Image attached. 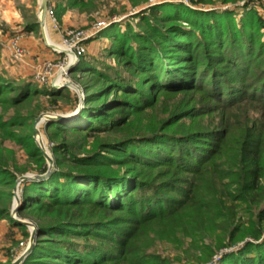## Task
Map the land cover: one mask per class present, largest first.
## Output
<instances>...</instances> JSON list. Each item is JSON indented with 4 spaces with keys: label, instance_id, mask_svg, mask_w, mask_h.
Returning a JSON list of instances; mask_svg holds the SVG:
<instances>
[{
    "label": "trees",
    "instance_id": "16d2710c",
    "mask_svg": "<svg viewBox=\"0 0 264 264\" xmlns=\"http://www.w3.org/2000/svg\"><path fill=\"white\" fill-rule=\"evenodd\" d=\"M93 3L60 1L58 18ZM168 5L99 34L114 63L82 58L72 69L84 74L79 113L47 121L53 170L23 181L18 214L36 226L26 264H174L137 246L151 233L215 234L201 237L196 264H264V18L253 8L236 19L231 9ZM67 89L0 72V201L30 167L49 171L35 135L40 97L54 106ZM217 112L215 125L199 126ZM7 140L32 166L11 162ZM0 218L30 235L10 206Z\"/></svg>",
    "mask_w": 264,
    "mask_h": 264
},
{
    "label": "rangeland",
    "instance_id": "374dc122",
    "mask_svg": "<svg viewBox=\"0 0 264 264\" xmlns=\"http://www.w3.org/2000/svg\"><path fill=\"white\" fill-rule=\"evenodd\" d=\"M41 1L42 0H0V72L2 74L9 75L16 80L31 79L40 87L45 88H49L50 86L41 84L36 79V70L38 69V66L42 63L44 64V62L46 63L51 61V63L55 64L59 61V54L54 52L53 48L48 45L47 42L49 41L57 47L62 48L61 43L65 32L64 30L66 29H82L87 32L96 31L94 36L85 42V52L77 61L75 65L77 66L82 58L88 60L91 58H100L107 61H110L112 58L111 62L114 63V57H110V55L107 56L108 53L106 51L111 46V41L107 38L98 37L99 34L104 29L117 22H122V20H131L132 17L136 16V14L140 11L156 4L169 3L170 5L167 7V12L173 11L175 8L174 4H186L197 10L231 9L235 10L236 19H240L246 11L248 12L253 8L264 18V0H188L187 3L173 0H93L94 3L89 5L86 10H81L79 7H68L60 18H58L57 15V6L60 1L64 0H49L52 2L55 11L57 12L56 15L59 20V28H57L52 21L46 20L45 31V27L43 28L41 25V18L39 15ZM248 1L250 2L249 6H246ZM35 21L40 23L38 28L33 31L28 30V24H32ZM132 21L137 22L139 21V18L137 17L136 19H132ZM99 22H105L107 25L97 30L96 27ZM262 32L264 34V29ZM17 37L20 39L21 43L31 51L32 54L27 58L25 63L23 61L16 60L11 56L10 41L12 38ZM38 47L39 51H37L39 54L35 55L33 50L35 51ZM42 50H46L48 53H43ZM29 64H33L30 70L27 69L29 75L23 77L22 75H24L26 71L20 74V70H22L25 65L28 66ZM83 77L84 74L82 72L78 73L77 71H72L68 79L81 87V82H84ZM66 88L68 89L64 93L67 97L59 100L54 106L49 103L48 100L50 99L47 97H40L41 103L42 101L44 102V108L39 116L44 114H64L74 118L78 115V108L81 105L79 90L75 84L72 88ZM34 104L35 103L32 104V107ZM220 114V112H217L214 115L207 117L204 121L199 123V126H202L203 124L208 127L215 125L213 121H219L221 118ZM250 115L254 117L260 116L259 108L255 107V110H251ZM46 124L47 121L44 122V120L40 124V142L38 141L37 136L36 140L38 144L43 147V149L51 154L49 140L45 131ZM5 145L12 151L9 156L12 163L15 162L22 167L29 165L32 166L24 150L17 144L7 140ZM6 153L8 152L6 151ZM33 168V166L30 167L28 172L23 175H42ZM23 186V181H21L18 185V190L15 189V195L13 197L5 195V198L0 201V206H10L13 218H19L23 221L33 223L34 220L31 217L27 215L20 216L18 214L19 207L22 204ZM17 194L21 196L20 201L17 198ZM17 206L18 210L15 212ZM244 208L245 207L238 208V215L240 217L247 215L245 214L246 209ZM26 225L28 227L27 231L30 234L29 236H25L23 229L14 225L10 222V220L0 218L1 259L5 260L8 256H12L14 259L13 263H15L22 256L23 251H25L29 241H31V233L33 229L31 224ZM204 236H206L205 241L209 242L215 237V234H203L201 237ZM201 237H183L179 234L176 239L168 240L164 238L161 239L158 235L151 233L150 235L143 237L137 246L146 251H156L163 256L169 257L174 264H196L198 262L197 259L201 254L199 246L203 244ZM22 242L25 244L22 245ZM216 260H218L217 256ZM21 264L26 263L24 261Z\"/></svg>",
    "mask_w": 264,
    "mask_h": 264
},
{
    "label": "built area",
    "instance_id": "2783aa9c",
    "mask_svg": "<svg viewBox=\"0 0 264 264\" xmlns=\"http://www.w3.org/2000/svg\"><path fill=\"white\" fill-rule=\"evenodd\" d=\"M178 2L187 3L188 0H173ZM41 18V13L39 14ZM46 20H50L54 23V25L59 28V20L56 15L55 8L51 1H49L47 12H46ZM107 24L105 22H99L97 24V30L105 27ZM95 28V30H96ZM63 40H62V48L55 46L53 51L59 54V61L55 64L49 62H44V64H40L38 69L36 70V79L41 83L48 85L50 87L61 88L67 83L71 81L68 79L72 69L75 67L79 58L85 52V42L94 36L96 31H84L80 29H66L64 30ZM10 52L11 56L16 60L23 61L24 63L27 61V58L32 55L31 51L27 49L20 41V39L12 38L10 41ZM76 84V83H75ZM47 121V120H46ZM45 122V120H44ZM40 142L39 136L37 137ZM52 143H49L51 146ZM34 228V226H33ZM33 231V229H32ZM32 234V233H31ZM25 243L22 242V245ZM31 245V241H29L27 250ZM23 251L22 255L27 251ZM25 261V260H24ZM23 261V262H24ZM22 263V262H21ZM20 263V264H21Z\"/></svg>",
    "mask_w": 264,
    "mask_h": 264
},
{
    "label": "water",
    "instance_id": "95a60500",
    "mask_svg": "<svg viewBox=\"0 0 264 264\" xmlns=\"http://www.w3.org/2000/svg\"><path fill=\"white\" fill-rule=\"evenodd\" d=\"M48 4H49V0H42L41 1V6H40L41 20H40V22H41V25H42L43 28L46 25V12H47ZM45 39H46V36H45ZM47 44L50 45L53 48L55 47V45H52V44H50L48 42H47ZM72 84H75V83L74 82H70V83L65 84L62 87L72 88V86H73ZM75 85H76V87L79 90L80 97H81L80 99H81V103H82L84 101V91L82 90V88L79 85H77V84H75ZM55 118H57V119H69V118H72V117L66 116L64 114H58V115L44 114V115H41L35 121V135L37 137L40 136V134H41L40 124L43 122V120H45V121L47 120L48 121L49 119H55ZM43 152H44V154H45V156H46V158L48 160V163H49V171L45 175H31V174L23 175L21 178L18 179L16 190H18V185H19V183L21 181H24V180H27V179H32V178H46L52 172L53 167H54V160L52 158V155L49 152H47L45 149H43ZM17 198L20 201L21 196L19 194H17ZM17 210H18V206L15 209V212H17ZM15 219L18 222H21V223H24V224H31L32 226H34L33 231H32V236H31V245H30V247L25 252V254H23L15 263H13V264H20L21 262H23L27 258V256L30 254V252H31V250L33 248V245H34V242H35V237H36V226L32 222H26V221H23V220H21L19 218H15Z\"/></svg>",
    "mask_w": 264,
    "mask_h": 264
},
{
    "label": "crops",
    "instance_id": "0c3cea01",
    "mask_svg": "<svg viewBox=\"0 0 264 264\" xmlns=\"http://www.w3.org/2000/svg\"><path fill=\"white\" fill-rule=\"evenodd\" d=\"M38 49H39V47L36 48L35 51L33 50V53H34L35 55H36V54H37V55L39 54V53H38V51H39ZM37 50H38V51H37ZM42 52H43V53H48V52H46V50H42ZM30 62H31V60H30ZM32 66H33V64H29L28 66L25 65V66L22 68V70H20V74H22L24 71L27 72V69L30 70V69L32 68ZM26 72H25L24 75H22L23 77L29 75V72H27V73H26Z\"/></svg>",
    "mask_w": 264,
    "mask_h": 264
},
{
    "label": "bare ground",
    "instance_id": "6f19581e",
    "mask_svg": "<svg viewBox=\"0 0 264 264\" xmlns=\"http://www.w3.org/2000/svg\"><path fill=\"white\" fill-rule=\"evenodd\" d=\"M45 31H46V26H45ZM45 34H46V32H45ZM47 36V35H46ZM48 40V39H47ZM49 42V41H48ZM50 43V42H49ZM50 44H52V43H50ZM52 45H54V44H52ZM56 46V45H55ZM73 86H74V84H72Z\"/></svg>",
    "mask_w": 264,
    "mask_h": 264
}]
</instances>
